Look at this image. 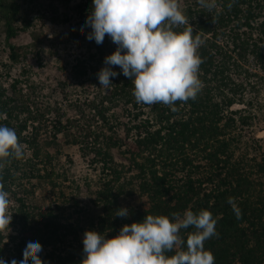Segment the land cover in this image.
<instances>
[{
    "label": "trees",
    "instance_id": "16d2710c",
    "mask_svg": "<svg viewBox=\"0 0 264 264\" xmlns=\"http://www.w3.org/2000/svg\"><path fill=\"white\" fill-rule=\"evenodd\" d=\"M29 1L0 0L12 60H16L12 43L18 37L17 24ZM73 9L86 17L92 0H81ZM183 11L187 23L174 30L190 27L202 41L197 50L202 59L198 70L202 87L194 100L177 101L176 111L162 103L138 104L132 81L118 66L108 92L93 101L88 120L83 112L80 120L63 123L0 92V124L13 128L18 141L32 151L28 168L16 159L0 168V184L9 193L12 214L10 232L0 233V257L6 264L13 259L19 264L30 235L42 245L39 255L45 264H81L83 259L82 240L61 206L65 200L59 203L65 194L55 196L57 201L48 209L32 204L37 182L44 180V188L46 183L55 188L58 176H54L55 161L59 162L60 152L41 156L43 134L46 142L74 143L100 169V181L90 191L95 216L88 230L111 238L124 224L149 214L165 215L171 221L174 213L208 210L217 221V235L204 241V248L214 255L215 264H264V157H256L261 140L247 133L256 117L254 77L264 72V0H216L212 9L191 4ZM92 44L94 60L102 63L116 48L107 35L102 44ZM237 105L244 108L236 109ZM117 106L122 112L116 111ZM121 113L126 121H120ZM114 149L128 159L129 170L116 162ZM34 161L44 165L43 174ZM126 173L132 176L126 178ZM25 179L26 185L21 182ZM129 192L134 202L125 205L122 199ZM229 198L239 208V218ZM121 207L128 208L127 217L116 216ZM193 231L191 226L181 230L182 240L186 242ZM180 250L176 247L166 255Z\"/></svg>",
    "mask_w": 264,
    "mask_h": 264
},
{
    "label": "clouds",
    "instance_id": "9594fccd",
    "mask_svg": "<svg viewBox=\"0 0 264 264\" xmlns=\"http://www.w3.org/2000/svg\"><path fill=\"white\" fill-rule=\"evenodd\" d=\"M203 7L212 9L216 0H200ZM230 6V5H229ZM187 23L179 0H92V11L81 27H89L86 39L97 45L107 35L115 50L104 57L98 71L100 87L107 90L118 72L133 85L135 101L146 105L162 103L176 111L177 101L194 100L202 82L198 78L202 59L198 48L202 41L188 27L175 31L177 25ZM25 145L18 141L13 128L0 124V168L10 159L22 160ZM166 198V197H165ZM9 193L0 184V233L10 232ZM237 218L240 210L228 199ZM128 208L118 209L116 216L127 217ZM217 221L208 210L194 213L185 210L182 216L173 214L146 215L141 221L124 224L117 235L86 230L83 234L81 264H215L214 255L204 248V241L217 235ZM194 231L182 240L180 231L189 227ZM176 247L183 250L166 255ZM42 245L30 235L22 249L19 264H45L40 258ZM0 264H6L0 257ZM7 264H17L15 259Z\"/></svg>",
    "mask_w": 264,
    "mask_h": 264
},
{
    "label": "rangeland",
    "instance_id": "374dc122",
    "mask_svg": "<svg viewBox=\"0 0 264 264\" xmlns=\"http://www.w3.org/2000/svg\"><path fill=\"white\" fill-rule=\"evenodd\" d=\"M80 1H29L17 24L18 37L12 43L16 60L10 58L5 40L4 19L0 10V92L24 103L23 106H27L31 111L48 112L51 119L59 117L63 123L80 120L83 112L87 120L91 118L93 113L90 109L93 101L98 95L106 94L109 89L100 87L97 79V73L104 64L94 60L95 50L92 49V41L86 39V33L91 29L87 26L81 27V22L86 20L87 16L81 17L73 9ZM191 4L201 5L200 0H179L182 12ZM256 74L254 80L258 84V93L253 101V112L256 117L247 133L261 140L262 149L258 150L256 155L260 159L264 157V72ZM243 108L242 105L236 106V109ZM116 111L119 113L122 109L117 106ZM123 120L126 121L121 113L120 121ZM84 122L86 118L82 121ZM33 125L29 127L28 134H32ZM44 141L43 134L39 141L41 156H44V152L53 155L60 152L59 162L55 161L57 171L54 176L58 174L54 178L56 187L51 188L50 184L46 183L44 188V180L37 182L32 204L48 209L63 192L64 198L61 196L59 203L65 200L61 206L66 210L68 222H74L82 240L84 232L88 230V225L95 216L91 210L90 191L94 190L96 182L100 181V169L91 165L74 143L69 144L62 139ZM24 151L22 167L28 168L27 166L32 163V151L27 145ZM113 153L116 162L129 170L130 163L122 151L114 149ZM33 164L40 170L39 174L44 173L42 163L34 161ZM131 174L126 173V178L132 176ZM126 178L123 180L124 183ZM21 182L26 185L27 181L25 179ZM134 197L129 192V196L122 199L123 204L134 202Z\"/></svg>",
    "mask_w": 264,
    "mask_h": 264
}]
</instances>
